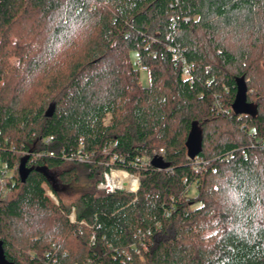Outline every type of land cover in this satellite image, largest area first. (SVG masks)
<instances>
[{"label": "trees", "instance_id": "16d2710c", "mask_svg": "<svg viewBox=\"0 0 264 264\" xmlns=\"http://www.w3.org/2000/svg\"><path fill=\"white\" fill-rule=\"evenodd\" d=\"M263 60L264 0H0V156L17 167L0 201L6 263L264 264ZM241 79L253 110L237 116ZM79 150L92 164L47 154ZM113 156L137 193L97 189ZM81 179L92 189L66 204Z\"/></svg>", "mask_w": 264, "mask_h": 264}, {"label": "built area", "instance_id": "2783aa9c", "mask_svg": "<svg viewBox=\"0 0 264 264\" xmlns=\"http://www.w3.org/2000/svg\"><path fill=\"white\" fill-rule=\"evenodd\" d=\"M172 53H173L172 54L173 60L182 64L185 78L186 79L190 78L191 73L194 71V68H195L194 65L188 63L185 60V58L183 57L182 51L173 49ZM140 70L143 73L147 72V68L143 67V66H140ZM221 111L225 115H230V113H231L227 109H221ZM52 141H53V138L49 137V138L45 139L44 143L50 144ZM12 150H13V148H12ZM45 154L46 153L40 152V153H37L35 156H36V158H42L45 156ZM47 154L50 157H55V156L60 154L64 158V160H66L67 162L82 164V165L92 164L93 158H94V154L86 153L83 150H79L76 153H73L70 155H66L63 151H61V153H58L55 151H49ZM117 161H118V157L113 156L110 159V162L108 164H106V167L108 169H107V171H105L103 173V180L98 183L97 189L99 191L105 192L106 194H112V193L119 191V190L129 192V193H134V194L137 193V191L140 188V175L139 174H132L129 171L124 170V169L115 168L114 165ZM147 164H148V160L144 159L142 161V165L146 166ZM16 168L17 167L9 168V166L3 161L2 157L0 156V201L4 200L8 196V193L10 190V185H11V183L14 182ZM118 173L126 174L127 176L130 177L131 182L129 185H133V182H137L138 186L133 190V189H129L125 186L120 185L121 183L119 184L120 186L116 185L115 184L116 181H115L114 177ZM46 194L55 204H58V200L51 190L47 189ZM69 219L72 223H76L75 207H72L71 215L69 216ZM148 235H150V233H148ZM141 246H142L143 251H145V252L148 251V246L146 244H141Z\"/></svg>", "mask_w": 264, "mask_h": 264}, {"label": "water", "instance_id": "95a60500", "mask_svg": "<svg viewBox=\"0 0 264 264\" xmlns=\"http://www.w3.org/2000/svg\"><path fill=\"white\" fill-rule=\"evenodd\" d=\"M237 94L235 98V102L232 106V111L235 115H244L252 112V106L248 104V95H247V86L243 79L237 81ZM52 113H49L48 116H52ZM188 156L190 159H194L196 155L201 150V134L200 132L194 128L193 132L190 135L188 144ZM27 158H24L19 167V176L23 183L26 182L31 170L27 168ZM156 166L166 167L161 165L159 160L156 161ZM0 264H7L6 257L3 250V244L0 242Z\"/></svg>", "mask_w": 264, "mask_h": 264}, {"label": "rangeland", "instance_id": "374dc122", "mask_svg": "<svg viewBox=\"0 0 264 264\" xmlns=\"http://www.w3.org/2000/svg\"><path fill=\"white\" fill-rule=\"evenodd\" d=\"M136 61H137V55L136 54H132V62L134 65H136ZM19 63V60L14 58L12 59V64L13 66H17ZM261 67L264 70V60L261 62ZM37 75H39L37 73ZM185 78V76H184ZM148 83V76L145 73L141 74V83L140 85H146ZM253 101L255 102V100L253 99ZM106 124L109 125L111 122V116H108V118L106 119ZM92 189V185L91 182H89L86 179H81L78 183H74L72 184L70 187L64 189L63 191L60 192L61 198L63 199V201L66 204H71L72 202H74L83 192L91 190ZM197 194V190H196V186L194 185L189 194L187 195V197H195ZM217 233V231H207L203 234L204 238H209L211 236H214Z\"/></svg>", "mask_w": 264, "mask_h": 264}, {"label": "bare ground", "instance_id": "6f19581e", "mask_svg": "<svg viewBox=\"0 0 264 264\" xmlns=\"http://www.w3.org/2000/svg\"><path fill=\"white\" fill-rule=\"evenodd\" d=\"M114 179L116 181L115 182L116 185H119L121 183L120 185L125 186V187H127L129 189H133L134 190L138 186L137 182H133V181H132L133 185H129L130 182H131L130 181V177L127 176L126 174L118 173V174L115 175Z\"/></svg>", "mask_w": 264, "mask_h": 264}]
</instances>
